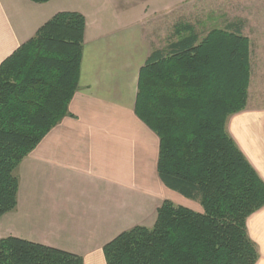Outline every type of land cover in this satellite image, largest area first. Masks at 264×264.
<instances>
[{"label":"trees","instance_id":"1","mask_svg":"<svg viewBox=\"0 0 264 264\" xmlns=\"http://www.w3.org/2000/svg\"><path fill=\"white\" fill-rule=\"evenodd\" d=\"M47 2L49 0H32ZM242 20L202 34L191 22L153 47L141 67L135 112L159 137L157 170L201 209L166 199L153 226L107 242V264H255L248 217L264 206V180L228 130L248 103L250 39ZM86 18L61 11L0 64V218L16 208V169L64 117L78 90ZM0 264H83L81 255L0 237Z\"/></svg>","mask_w":264,"mask_h":264},{"label":"crops","instance_id":"2","mask_svg":"<svg viewBox=\"0 0 264 264\" xmlns=\"http://www.w3.org/2000/svg\"><path fill=\"white\" fill-rule=\"evenodd\" d=\"M186 1L0 0V64L56 13L78 11L86 18L71 115L16 169L18 204L0 218V237L58 247L81 255L83 264H107L104 245L135 225L155 223L164 200L201 209L160 179V139L135 112L140 69L159 47L147 25ZM233 134L264 180V142L246 145ZM247 226L260 251L255 264H264V206Z\"/></svg>","mask_w":264,"mask_h":264},{"label":"rangeland","instance_id":"3","mask_svg":"<svg viewBox=\"0 0 264 264\" xmlns=\"http://www.w3.org/2000/svg\"><path fill=\"white\" fill-rule=\"evenodd\" d=\"M138 1L124 0V3L137 6ZM241 20L242 32L249 37L251 48L249 97L246 108L230 116L228 130L241 143L251 145L257 140L264 142V0H187L147 25L146 33L160 47L174 38L178 23L191 22L206 34L213 27L223 28ZM153 223L145 225L151 227Z\"/></svg>","mask_w":264,"mask_h":264}]
</instances>
